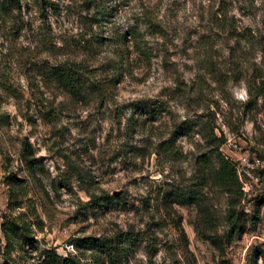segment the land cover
Segmentation results:
<instances>
[{"label": "rangeland", "instance_id": "374dc122", "mask_svg": "<svg viewBox=\"0 0 264 264\" xmlns=\"http://www.w3.org/2000/svg\"><path fill=\"white\" fill-rule=\"evenodd\" d=\"M261 73L264 0H0V264L125 231L121 264H264ZM229 201L243 232L217 248Z\"/></svg>", "mask_w": 264, "mask_h": 264}, {"label": "trees", "instance_id": "16d2710c", "mask_svg": "<svg viewBox=\"0 0 264 264\" xmlns=\"http://www.w3.org/2000/svg\"><path fill=\"white\" fill-rule=\"evenodd\" d=\"M135 35L133 38L135 39ZM135 50L138 45L134 42ZM78 71L75 66H58L55 69V76L62 87L68 92L74 91L78 79ZM258 81L253 86L255 96L264 99V73L258 75ZM186 121L179 122L169 134V142H163V150L169 153L174 152L171 140H174L183 133ZM26 148V145H25ZM217 149V148H216ZM215 166L211 169L213 180L223 188L224 192L231 195V190H238L239 185L235 170L230 166L227 159L217 150L215 151ZM178 201L180 204L190 203L191 195L182 194ZM226 230L221 235H206L205 239L215 247H221L227 243L233 235L238 236L243 232V220L236 210L234 203H228L226 213ZM129 232H119L114 238L87 236L80 239L81 247L87 248V254L83 257H65L64 264H121L122 258L126 255L129 246Z\"/></svg>", "mask_w": 264, "mask_h": 264}, {"label": "clouds", "instance_id": "9594fccd", "mask_svg": "<svg viewBox=\"0 0 264 264\" xmlns=\"http://www.w3.org/2000/svg\"><path fill=\"white\" fill-rule=\"evenodd\" d=\"M238 98H239V99H244V98H245V96H244V94H243V93H240V94H239V96H238Z\"/></svg>", "mask_w": 264, "mask_h": 264}]
</instances>
